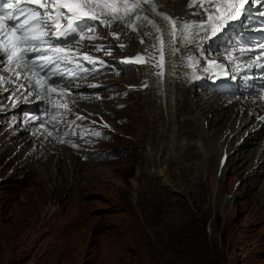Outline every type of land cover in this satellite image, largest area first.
<instances>
[{"label":"rangeland","instance_id":"1","mask_svg":"<svg viewBox=\"0 0 264 264\" xmlns=\"http://www.w3.org/2000/svg\"><path fill=\"white\" fill-rule=\"evenodd\" d=\"M102 31L103 37L97 40L103 45L101 49H113L112 56H116L114 39ZM109 64L110 73L103 77V82L115 91L117 102H111L116 110L105 114L116 120L118 127L111 128L117 133L102 128L99 122L79 131L81 143L96 148L97 153L86 154L85 161H81L90 158L92 163L84 164L76 176H71V183L60 164L55 166L57 179L50 182L63 187L62 197L54 202L57 214L45 215L40 221V211L33 209V199L43 196L44 181L38 182L35 175L19 179L15 174L10 179L0 174V264H264L261 181L249 186L245 183V169L229 167L236 165L235 162L228 163L225 175L217 181L216 159L209 158L203 169L201 153L189 144L187 153L191 155L194 170L189 173L184 169L178 157L176 161L170 160L167 170L168 178L177 183L179 190L165 192L157 178L147 174L139 177L137 189L131 184L137 166L143 167L150 142V119L136 90H128L124 99L118 97L134 85L138 77L135 72L127 79L130 85L120 86L121 89L110 85V79L128 77L137 70L122 73L118 62L111 60ZM122 100L126 103L119 102ZM87 116L106 118L102 113ZM211 118L210 126L215 129L217 124ZM96 132L100 135L96 136ZM18 148L16 152L22 154ZM108 154L113 157H106ZM4 156L0 157V167L5 163ZM226 157L224 165L228 162ZM83 169L89 170L88 174ZM94 172L104 178L111 174L107 182L95 181L97 188L84 187L77 196L76 188L86 182V177L98 176ZM225 195L231 197L230 204L223 200ZM73 197L91 205L74 226L78 209L68 201ZM176 212L180 213L183 227L179 240L167 238V229L171 227V219H176ZM189 218L195 220L188 224ZM84 231L88 234H83Z\"/></svg>","mask_w":264,"mask_h":264},{"label":"bare ground","instance_id":"2","mask_svg":"<svg viewBox=\"0 0 264 264\" xmlns=\"http://www.w3.org/2000/svg\"><path fill=\"white\" fill-rule=\"evenodd\" d=\"M157 1L174 18L177 26L175 43L172 42L170 35L172 30H169L167 26L169 23H160L155 18L153 22L161 31L158 32V35L155 31H149L150 35L144 38L145 43L143 44L138 42L132 34L128 32L125 34L126 31L122 32L120 27L115 24L110 28L105 26L104 29L110 34L112 32L119 33V40L113 37L115 43L118 46L120 43L126 45L124 48L119 46L117 58L130 56L134 60L137 56L140 57V61L135 62L137 72L131 71L128 77L120 76L110 79L112 82L110 85L124 88L126 85H130L127 82L128 78L133 77L136 73L138 77L134 81L136 88L134 90L140 94L141 104H143L142 106H144L150 119V127L148 125L150 142L147 141L144 161L142 162L143 167L137 166L136 176L131 179V184L137 189L139 177L147 174L157 178L158 184L165 192L171 193L179 190L176 189L177 183L168 178L169 162L176 161L175 157H178L180 163L184 165L182 167L191 173L194 170L192 167L194 165L190 158L191 155L187 151L189 144H192L201 153L203 169L206 167L205 164L209 158L214 157L216 159L214 177L217 181L225 175L228 163L233 161L236 165L229 164V167L235 168V170L245 169V174H247L245 183L249 186L254 185L255 181H261L259 190L264 195V72L252 73L251 76L257 85L250 86L246 82V79L249 78L247 74L248 59L238 51L232 60V63H238V66L233 69L241 68L242 71L237 74L238 79L235 85L229 89H221L219 85H212L206 63L211 58L226 60L231 53L229 45L206 42L200 43L199 47L195 44L185 46L184 33L180 31L186 22L191 23L195 18H207L205 15L198 17L192 14L198 10L203 11L201 2L206 6L205 0H196V4L192 8L188 7V0ZM88 23L98 29L101 34L103 33L101 28L104 25L99 24L98 21H89ZM129 37L132 39L130 40ZM157 37H162L163 40V44H161L163 52L161 73H157L155 70V56L158 50ZM75 46L84 55L89 56V48L87 49L89 43L85 46L76 43ZM173 49L176 50L173 51ZM90 57L93 58V62L86 61L81 57L78 58V63L83 66L92 65L98 58ZM189 57L195 58V66ZM14 87L13 84L0 85V146L2 147L0 157L6 154L4 156L5 163L1 164L0 167V174L10 179L15 174H17L15 178L19 179L35 175L34 179L36 178L38 182L44 181L46 183L43 196H36L41 191L36 192V198L33 199L32 203L33 209L37 208L40 211L41 221L45 215L57 214L58 207L54 205V202L63 195V187L55 186L50 182L57 175L55 166L60 164L61 171L69 176L71 183L73 182L71 176H76L84 164L92 163L89 162L90 158L86 162L81 161V156L86 154L96 156L97 153L96 148L86 147L76 137L68 134L67 128L90 127L100 121L116 134L117 132L113 129L118 127L116 121L110 120L108 116L103 114V111L114 112L116 109L112 107L111 102L114 103L117 100L110 101L112 93L115 91H109L104 94L103 100L105 101L101 104L87 103L80 101L76 93L65 89L67 92H64L62 96L54 94L49 96L48 108L45 104L48 100L38 99L34 96L25 98L22 95L23 88L16 93L15 98L11 97L10 91L4 90V88L12 90ZM236 88H244V92H238ZM94 91H105V89ZM51 99L53 103L59 105L53 104ZM119 102L126 103L125 100ZM40 105L42 106L39 109L38 106ZM227 108L228 110H226ZM48 113L52 117L51 124L60 135L55 133L52 125L44 119L43 115ZM101 113L106 118L101 117ZM96 114L100 117L89 119L87 116ZM211 117H214L217 124L215 129L210 126ZM160 126L162 127L161 130H159ZM196 127H199L201 132H197ZM60 136L64 142L59 141ZM18 146L17 151H22V154L16 152ZM224 155L229 157L226 165H224ZM147 165L152 168H147ZM88 171L83 169V173ZM152 173L153 175H151ZM97 174L98 176H92V179L86 177V182L76 188L77 196L81 194L84 187L97 188V184H94L95 181L98 183V180L102 179L107 182L111 173H107L105 178L103 175ZM202 174L201 180L204 181V171ZM163 195L168 194L164 193ZM223 200L227 204L231 203L229 195H225ZM68 201L69 203L72 202V205L78 209L76 221L73 222L74 226L91 205L83 204L79 197H73V200L69 199ZM133 203L135 204V201ZM178 205L180 206V204ZM261 208H264V198ZM178 213L176 212V219L170 218L171 227L167 229L169 231L167 238L180 239L183 227L180 224ZM194 220V218H189L187 223L190 224ZM83 234L88 233L84 231Z\"/></svg>","mask_w":264,"mask_h":264},{"label":"snow or ice","instance_id":"3","mask_svg":"<svg viewBox=\"0 0 264 264\" xmlns=\"http://www.w3.org/2000/svg\"><path fill=\"white\" fill-rule=\"evenodd\" d=\"M251 2L252 0H218L207 6L201 2L203 11L198 10L192 14L202 17L207 12V22L200 20L184 23L180 31L184 33L185 46L195 44L199 47L204 41L211 43L213 39H220L231 27L230 21H239L243 18ZM142 4L147 5L152 13L162 16L173 26L170 35L172 42L175 43L177 31L175 22L168 15L158 13L153 0H0V85H15L12 90L4 88L5 91H10L12 98L16 97L21 88L24 89L22 95L25 98L34 96L45 100L49 99V93L57 92L58 89L63 92L71 85L65 83L61 86L54 77L63 76L60 65L72 64L74 57L78 55L79 49L73 52L70 46L76 36L79 35V39L84 40L85 35L82 33L85 29L89 33L95 31L89 21H98L109 28L115 24L122 32L130 30L137 36L150 35L142 31L144 22L158 32L161 31L147 15L143 14ZM195 4L196 0H188L189 8ZM260 15L264 16V12ZM194 26H198V32L195 34L199 37L198 40L191 31ZM111 35L117 40L120 39L117 32H112ZM157 39L163 44L162 37ZM140 43L145 42L141 39ZM119 46L124 48L126 45L120 43ZM101 47L98 46L96 50H101ZM261 47L264 48V45ZM83 59L93 62V58L87 55L83 56ZM189 60L195 66V58L189 57ZM139 61L140 57L137 56L134 60L127 58L124 62ZM76 67L84 72L90 71L80 64ZM215 67L220 68L222 65L215 64ZM68 71L70 74L73 72L71 69ZM95 135L99 136L100 133L96 132Z\"/></svg>","mask_w":264,"mask_h":264},{"label":"clouds","instance_id":"4","mask_svg":"<svg viewBox=\"0 0 264 264\" xmlns=\"http://www.w3.org/2000/svg\"><path fill=\"white\" fill-rule=\"evenodd\" d=\"M108 155H110V154H108ZM108 155H107L106 157H109ZM83 156H84V155L81 156V159H82ZM82 160L85 161L84 159H82Z\"/></svg>","mask_w":264,"mask_h":264}]
</instances>
